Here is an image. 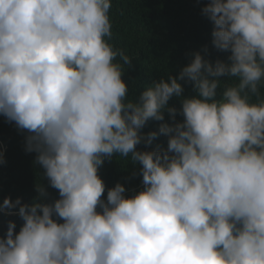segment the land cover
Returning <instances> with one entry per match:
<instances>
[{
  "label": "clouds",
  "instance_id": "clouds-1",
  "mask_svg": "<svg viewBox=\"0 0 264 264\" xmlns=\"http://www.w3.org/2000/svg\"><path fill=\"white\" fill-rule=\"evenodd\" d=\"M111 7L0 0V115L47 180L31 202L0 203L23 222H7L0 264H264V0H207L212 47L230 54L192 52L133 99ZM114 157L138 168L131 195L99 174Z\"/></svg>",
  "mask_w": 264,
  "mask_h": 264
},
{
  "label": "trees",
  "instance_id": "trees-1",
  "mask_svg": "<svg viewBox=\"0 0 264 264\" xmlns=\"http://www.w3.org/2000/svg\"><path fill=\"white\" fill-rule=\"evenodd\" d=\"M206 3L207 0H112L109 13L112 38L109 42L132 59V66L123 76L129 86V99L138 97L154 80L166 79L169 73L178 75L190 62L192 52L200 51L213 63L217 58H227L230 53L212 47L213 25L201 14ZM205 45L208 46L207 54L203 52ZM184 87L185 96L194 94L190 84ZM169 105L179 108L180 101L173 97ZM180 119L178 115L177 120ZM165 121L171 123L167 112ZM160 123L149 120L142 131L147 134L158 130ZM156 144L166 147L167 138L159 136L153 146ZM138 147L143 149V145ZM0 150L6 161L0 164V203L5 196L31 202L37 195L36 182L41 179L47 186V180L42 177V169L34 164L35 153L25 152L23 135L3 115H0ZM133 171L138 168L134 169L130 160L114 157L110 162L105 161L99 174L108 188L120 182L128 190L126 194L131 195L132 190H139L142 180L140 176L132 177ZM48 192L50 199L59 198L57 190L48 187ZM9 220L15 221L16 232L23 223L18 215L0 214V236L6 232Z\"/></svg>",
  "mask_w": 264,
  "mask_h": 264
}]
</instances>
